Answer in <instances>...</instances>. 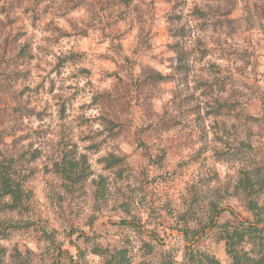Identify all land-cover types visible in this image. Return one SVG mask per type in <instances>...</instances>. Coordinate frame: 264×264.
Wrapping results in <instances>:
<instances>
[{
    "label": "trees",
    "instance_id": "obj_1",
    "mask_svg": "<svg viewBox=\"0 0 264 264\" xmlns=\"http://www.w3.org/2000/svg\"><path fill=\"white\" fill-rule=\"evenodd\" d=\"M65 1L66 10L70 9L72 12L83 5H88V8L93 12L97 10L90 0H76L77 5L72 8H69V4L75 0ZM163 1L171 4L173 0ZM199 1L200 5L195 3L189 16L196 20L195 24L199 28L196 41L199 62L207 58L210 67H207L209 69L207 76H202L200 79L196 77L194 80L196 90L201 91L202 101L207 102L210 97H214L213 102L209 103L210 106L206 108V114L227 119L234 112L236 117H244L245 120L251 121L252 126L259 125L258 128L262 130L264 129V90H256L258 85L249 83L248 79L250 73L256 74L258 70L259 61L256 58V52H253L255 58L252 59V53L239 51L231 45L229 46L228 43L229 38H234L240 31H252L255 18L259 20L264 36V0H253L255 7L253 12L248 13L246 8L242 7V13L238 17L231 15L240 7V0ZM42 4L35 0H0V13L3 14V17H0L1 33L4 28L8 27L10 30L17 25L19 29H17L16 37L27 35L26 27L23 24H15L16 21H19L17 13H28L29 9H32V18L29 17L28 20L32 19L30 26L36 28L34 19H39L42 12L41 7L44 9L48 3H45L44 6ZM141 4L148 8L147 12L143 11L144 6L141 7ZM154 4L155 0H140V2L138 0H122V3H115L120 7L118 8L119 12L130 9L131 13H140L137 30L140 37V48L145 51H148L154 40L151 22L156 19L165 26L170 37H179L181 41L186 31L183 24L182 26L178 24L184 18L182 12L178 11L180 5L184 4L182 0H174L168 11L160 12L158 15L156 10L152 9ZM244 6L249 5L245 4ZM97 17L98 15L93 19V22ZM1 33L0 89L4 87V82H13L10 85L13 87L12 91L6 95L10 96L11 94L13 98L19 95L24 96L25 89L17 90L14 85L22 80L20 78L24 74L18 70L17 66L33 56L32 41L27 39L19 42L18 39L9 38V33L5 39H2ZM67 34V32L63 33V35ZM222 37L226 38V43L219 41ZM15 43H17V51L14 55L13 44ZM166 47L167 51L173 53L167 72L148 67L141 69L134 77L135 62L132 64L129 61L130 56H125L121 59L123 65L129 67L132 72H130L131 80L125 82L117 71L104 73L109 80L113 79L112 82L115 79L108 88L103 83L94 85L92 73L87 67L80 69L82 76L89 81L87 83L93 87L89 105L101 108V115L96 118L101 127L94 133L86 135L85 140L90 143L83 147L84 151L79 150L78 143L73 141L66 126L59 129V135L55 142L50 141L48 151L44 147L26 146L24 143L26 137L18 131L16 122L23 114L40 117L41 113L36 112L29 105L28 100L14 105L0 103V264H92L87 259L85 251H78L75 258L68 256L69 253L64 251L65 247L62 245V241L56 237L57 231L50 221L64 217L65 209L63 208L71 205L72 202L83 199L88 191V186L91 189L95 207L94 213L89 219V225L93 224L97 218L102 217L103 207L110 202V197H112V181L121 189L123 187L121 184L129 185L133 176L130 162V157L133 156L131 153L125 152L124 147L132 142L139 143L138 147L141 146L146 151V142L142 134L153 131L155 126L165 124L169 114H177L185 108L186 111L192 110L194 94L192 97L190 92H186L181 86L188 84L191 68L197 60L187 55L181 42L173 41L167 43ZM86 55L87 53L71 51L64 55L63 63L77 65L86 61ZM216 55L217 62L213 61ZM114 60L119 64L120 61ZM134 60L136 61V59ZM61 62L59 61V63ZM157 84H170L171 90L168 100L161 101L159 110L152 105L150 99L152 96L146 95L153 91ZM141 94L147 96L143 103V113L146 118L145 122L140 123L142 124L140 127L133 129L130 118L124 117L122 113L129 109L133 100L136 103L141 100L140 104H142ZM166 94V92L163 95L158 93L159 96L155 94L154 97L164 98ZM67 100L65 98L58 100L61 118L65 115ZM247 101L258 106V115H250L245 112L244 104ZM192 113L195 111L193 110ZM152 118L155 120L153 121ZM83 120L86 122L87 118L84 117ZM11 136H13V140L6 141V138ZM255 139V131L250 129L247 138L240 140V137H236L232 141L234 144L232 155H230L231 151L224 152L214 149V154H217L215 158L225 162H231L233 156H237L235 152L240 153L241 150L249 148L256 152L250 159L251 164L239 169L233 192L234 196L241 195L246 209L253 215L252 220H241L235 216L234 222L217 221L215 223L213 214L219 209V204L216 201L210 203L209 216L201 213L204 199L199 185L211 182V177L200 178L194 185H190L187 195L183 199L185 210L180 215L182 227L179 230L184 231V234L189 237L191 233L187 229L189 224L204 220V226H201L193 235L202 233L203 236H206L208 233L204 232L205 228H211V231L215 229L216 237L225 241V250L231 264H264V148L263 150L259 148ZM253 141L256 142L255 146L252 144ZM19 144H23V146L19 147ZM226 146L225 148L231 147L229 143ZM259 154L262 157L257 160ZM91 155L98 156L97 163L104 171L110 173L112 181L103 173L94 175ZM161 156L158 155L155 159L146 161L145 168L140 174L141 179L146 176L144 180L148 181L147 168L151 164H161L163 161ZM43 158H45L43 161L44 170L51 177L45 192L51 205V211L45 216L41 211L37 212L34 190L30 187L31 179L36 172L33 164ZM141 181L139 183L143 187L140 193L144 202H147L146 207L149 209V214L156 211L161 213V210H157L155 206L153 191L149 190L150 185H143ZM133 195L128 197L126 192L123 193V202H119V207L126 216L121 218L120 224L141 235L143 234L141 221L128 216L131 214V204L134 203ZM111 225L118 226L119 223L114 221ZM76 230L77 227L75 225L72 227L69 223L65 227L68 237L76 233ZM81 237L88 245L91 242V255L97 257L100 264H133L138 257L126 243L120 246L117 244L104 246L97 242V234L86 236L82 233ZM30 238L37 241V244L29 245ZM192 239L194 240V238ZM22 240H25L23 242L27 244L25 249H21ZM141 242L143 254H140L139 257H142V264H221L220 260L206 248L185 245L182 261L178 262L174 251L171 248L165 249L159 241L154 244L146 240H141ZM72 244L71 242L70 245ZM156 244L160 247L158 248ZM55 256L57 258L67 256V262H58L55 258L53 259Z\"/></svg>",
    "mask_w": 264,
    "mask_h": 264
},
{
    "label": "rangeland",
    "instance_id": "obj_2",
    "mask_svg": "<svg viewBox=\"0 0 264 264\" xmlns=\"http://www.w3.org/2000/svg\"><path fill=\"white\" fill-rule=\"evenodd\" d=\"M35 1L43 3L42 6L48 3L44 9L41 7L42 12L39 19L33 18L36 28L30 26L32 19L28 20V18H32L33 12L32 9H29L28 13L18 12L19 21L15 22V24L20 23L26 27L27 35L16 37L17 29H19L17 25L14 29L9 30L7 27L2 30V33L0 31L2 39H5L9 33V38L18 39L19 42L28 39L30 42L32 41L33 45L32 58L17 66L18 70L24 74L21 75L20 79L22 80L16 83L14 88L17 90L24 88L25 95H19L15 98L11 94V97L6 95L13 88L10 86L13 82L9 81L4 82V87L0 89V103L14 105L28 100L29 105L36 112L41 113L40 117L23 114L20 120L16 122V128L26 137L24 143L28 147H44L48 151L50 141H56L62 126L67 127L65 129L69 131L73 141L78 143L80 151H84L83 147L90 143L85 140L86 135L94 133L101 127L99 121L96 120L101 115V108H99L100 106L89 105L93 87L80 73V69L83 67H87L92 73L94 85L103 83L108 88L115 79L112 82L113 79L109 80L104 73L117 71L125 82L131 80L132 72L129 67L123 65L121 59L125 56H130L129 61L132 64L135 62L134 77L141 69L148 67L167 72L173 53L166 50V44L173 41L181 42L187 55L197 60L191 68L188 84L181 86L186 92H190L192 97L194 94L192 100L195 104H191L192 110L186 111L185 108L177 114H169L165 124L155 126L153 131L142 134L146 142V151L141 146L138 147L139 143L132 142L124 147L125 152L131 153L133 156L130 157L133 176L129 185L121 184L123 185L121 189L116 186L110 173L104 171L97 163L98 156L91 155L94 175L103 173L112 181V197H110V202L103 207L102 217L97 218L93 224L89 225V219L94 213L95 207L91 197V189L88 186V191L83 199L72 202L71 205L63 208L65 209L64 217L50 221L57 231L56 237L62 241V245L65 247L64 251L69 253L70 258H75L78 251H85L87 259L92 264H100V260L91 255V242L88 245L85 239L81 237L82 233L86 236L97 234V242L104 246L128 244L133 252L138 255L133 264H142V257H139L140 254H143L141 240L150 241L153 244L159 241L165 249L171 248L178 262L182 261L184 246L194 245L196 248H206L220 260L221 264H231L225 250V241L216 237L215 229L211 231V228H205L204 232L208 233L206 236H203L202 233L193 235L201 226H204V220L189 224L187 228L191 231L189 237L184 234V231L179 230L182 227L180 215L185 210L183 199L187 195L190 185H194L200 178L211 177V182L199 185V190L204 199L201 213L209 216L210 203L216 201L219 204V209L213 214L215 223L217 221L234 222L235 216L241 220H252L253 215L246 209L241 195L236 194L234 196L233 192L239 169L251 164L250 159L254 157L256 152L249 148L241 150L240 153L235 152L237 156H233L231 162H225L215 158L217 154H214V149L224 152L231 151L230 155H232L234 153L232 141L236 137H240V140L247 138L248 131L252 129L255 131L258 147L263 150L264 129L260 130L259 125L252 126L251 121L245 120L244 117H236L234 112L227 119L206 114V108L210 106L209 103L213 102L214 97H210L207 102L202 101L201 91L196 90L194 80L196 77L200 79L202 76H207L210 67L207 58L199 62V52L196 45L199 28L195 24L196 20L189 16L195 3L200 5L201 2L199 0H182L184 4L180 5L178 11L179 13L182 12L184 18L178 24L181 26L183 24L186 31L181 41L179 37L168 36L165 26L157 19L153 22L149 20L152 23L151 31L154 32V40L148 51H145V49L140 48V37L137 30L140 13H131L130 9L119 12L118 8L120 7L116 6L115 3H122V0H90L97 9L96 12L91 11L88 5L80 6L73 12L70 9L66 10L65 0ZM138 1L140 2V0ZM164 2L163 0H155L152 9L156 10L157 15L160 12L168 11L174 0L171 4ZM245 4L249 6H244ZM74 5H77L76 0L69 4V8ZM239 5L240 7L232 13V17L240 16L242 7L246 8L248 13L253 12L255 8L253 0H240ZM143 6V11L147 12L148 8L141 4V7ZM97 15L96 21L93 22ZM0 17H3V14L0 13ZM252 27L254 28L252 31H240L234 38H229L228 45L239 51L252 53V59L255 58L253 52H256V58L259 61L258 70L256 74L250 73L248 79L249 83L258 85L256 90L263 91L264 36L257 18L254 19ZM65 32L68 34L63 35ZM215 37L217 38L216 35ZM225 39L222 37L219 41L226 43ZM16 44H13L14 55L17 51ZM71 51L87 53L86 61L77 65L68 62L63 63L64 55ZM114 59L120 61L119 64ZM214 60L217 62V55ZM59 61L62 62L59 63ZM165 92L167 94L164 98L154 97L155 94L163 95ZM170 94V84H157L154 86V90L146 95L152 96L150 98L151 103L159 110L161 101L168 100ZM146 95L141 94L142 104H140L141 100L139 103L133 100L129 107L130 110L122 113L124 117L130 118L133 129L140 127L142 125L140 123L145 122L143 103ZM61 98L68 99L63 118L60 117L57 104ZM244 108L247 114L258 115L259 113L258 106L251 102H245ZM193 110L195 113H192ZM84 117L87 118L86 122L83 120ZM152 120L155 119L152 118ZM148 121L150 122V119ZM11 140H13V136L6 138L8 142ZM227 143L231 147L225 148ZM252 144L255 146L256 142L253 141ZM22 146L23 144H19V147ZM242 148L244 149L243 146ZM158 155H162L161 164L149 165L147 168L148 181L144 180L146 176L141 179L140 174L145 168L146 161L155 159ZM261 157L262 155L259 154L257 160ZM44 159L33 164L36 172L31 179L30 187L34 190L37 212L41 211L45 216L51 211V205L45 196L46 186L50 184L51 177L44 170ZM140 180H142L143 185H150L149 190L150 192L153 191L155 206L157 210H161V213L156 211L149 214V209L146 207L147 202H144L140 193L143 187L139 183ZM119 190L121 191L119 192ZM124 192L128 197L134 194V203L131 204V214L128 216L141 221L143 231L141 235L120 224L121 218L126 216L119 207V202H123ZM114 221L119 225H111ZM68 223L72 227L73 225L77 227L76 233L72 234L71 237H68L65 231ZM23 241L25 240H22L20 244L21 249H25L27 246ZM70 241L73 243L72 245H70ZM29 243V245H35L37 241L30 238ZM156 246L160 247L158 244ZM54 258L56 261H63L64 263L68 259L67 256L59 258L55 256Z\"/></svg>",
    "mask_w": 264,
    "mask_h": 264
}]
</instances>
